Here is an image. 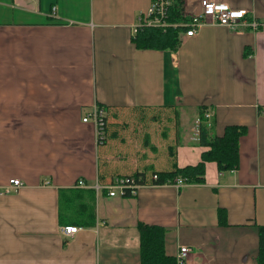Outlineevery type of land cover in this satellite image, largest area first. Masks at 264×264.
I'll list each match as a JSON object with an SVG mask.
<instances>
[{"label":"crops","instance_id":"crops-1","mask_svg":"<svg viewBox=\"0 0 264 264\" xmlns=\"http://www.w3.org/2000/svg\"><path fill=\"white\" fill-rule=\"evenodd\" d=\"M226 1L261 27L208 23L173 50L134 40L152 0H0V264H142L141 222L166 229L171 257L187 245L184 264H258L264 0ZM200 10L184 0L186 16ZM96 104L103 143L83 119ZM201 109L213 135L246 128L238 167L208 160L202 182L149 183L202 160ZM138 173L148 184L135 194L104 187ZM12 177L23 185L3 192ZM65 225L80 229L65 236Z\"/></svg>","mask_w":264,"mask_h":264},{"label":"trees","instance_id":"trees-1","mask_svg":"<svg viewBox=\"0 0 264 264\" xmlns=\"http://www.w3.org/2000/svg\"><path fill=\"white\" fill-rule=\"evenodd\" d=\"M184 0H173L168 12L170 22H178L183 17ZM185 26H168L162 29L158 26H149L137 34L134 40L139 47L165 48L176 50L182 42ZM200 143L209 146L202 153V160L195 165L176 167L170 172H155L159 178L157 184L172 180L176 176L185 177L188 182H202L205 178V163L214 160L218 163L220 170H233L239 165V139L245 132L244 126L229 124L225 127L222 135H213L211 129L213 122L208 123L205 111H200ZM136 175H140L139 173ZM140 231V259L142 264H178L176 257L166 253L165 234L166 229L160 225L139 223ZM259 255L258 264H264V225L259 227Z\"/></svg>","mask_w":264,"mask_h":264},{"label":"built area","instance_id":"built-area-1","mask_svg":"<svg viewBox=\"0 0 264 264\" xmlns=\"http://www.w3.org/2000/svg\"><path fill=\"white\" fill-rule=\"evenodd\" d=\"M173 3V0H152L146 14H141L138 17L137 23L133 26L134 35L139 31L149 27L158 26L162 29L172 26H185L187 29L183 32L185 36L196 34L205 24L212 23L217 25L227 26L231 29L239 30L250 28L257 30L263 24L262 21L247 8H235L226 0H201V10L198 13L186 16L178 22H170L168 20V12ZM212 117L211 111L205 112V118ZM84 121L93 120L96 125V139L98 143H103L107 139V120L106 110L101 105H94L93 108L83 117ZM153 182L159 178L157 173H153ZM164 183H171L178 187L189 183L185 177L176 176L172 180H167ZM148 184L145 176L142 174L136 175H117L110 183L105 185V189L110 196L117 194H135L139 187ZM157 184V183H156ZM23 182L21 179L12 177L7 185L2 188L3 192H9L14 188L21 187ZM76 186L85 187L86 182L83 178H79ZM95 188L101 189L97 183ZM80 229L78 225H65L62 227V232L65 236H71ZM190 248L187 245L180 247L176 259L178 264H184L188 259Z\"/></svg>","mask_w":264,"mask_h":264},{"label":"rangeland","instance_id":"rangeland-1","mask_svg":"<svg viewBox=\"0 0 264 264\" xmlns=\"http://www.w3.org/2000/svg\"><path fill=\"white\" fill-rule=\"evenodd\" d=\"M183 17H186V15L183 13ZM164 112V111H163ZM164 113H166V114H169V115H172V114H174V112L173 111H170V112H164ZM170 122V123H169ZM169 122H166V124H171V121H169Z\"/></svg>","mask_w":264,"mask_h":264}]
</instances>
